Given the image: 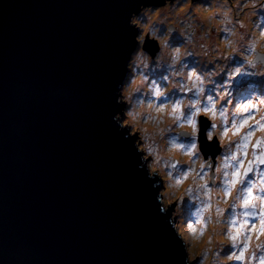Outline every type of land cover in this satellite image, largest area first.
Segmentation results:
<instances>
[{
	"label": "water",
	"instance_id": "1",
	"mask_svg": "<svg viewBox=\"0 0 264 264\" xmlns=\"http://www.w3.org/2000/svg\"><path fill=\"white\" fill-rule=\"evenodd\" d=\"M167 1L0 0V264H187L173 206L119 118L131 19ZM197 123L212 179L221 148Z\"/></svg>",
	"mask_w": 264,
	"mask_h": 264
},
{
	"label": "rangeland",
	"instance_id": "2",
	"mask_svg": "<svg viewBox=\"0 0 264 264\" xmlns=\"http://www.w3.org/2000/svg\"><path fill=\"white\" fill-rule=\"evenodd\" d=\"M131 22L140 33L129 65L134 74L126 81L135 90L124 97L125 82L120 101L124 104L130 98L131 108L123 109L119 118L129 134L136 135L135 148L143 165L146 161L148 174L163 181L160 205L164 211L173 206L170 217L176 221L175 233L184 241L186 263L262 264L264 165L257 177L252 172L242 174L248 160L258 166L259 154L264 151V110L255 112V106L252 111L246 109L255 97L264 107V88L240 89L235 96L227 92L234 91L236 83L221 85L218 78L227 76L232 54L240 56L232 74L239 75L245 73L241 62L248 48L259 45L264 49V0H173L142 9ZM170 22L171 30L177 28L175 24L181 30L168 33ZM190 29L196 32L190 33ZM145 38L159 44L160 52L154 58L141 49ZM170 83L178 91L184 86L191 88L189 96L179 97L180 106L174 91L169 90ZM197 110L216 124L206 134L216 136L223 146L212 179L197 148ZM188 118L196 122L195 148L191 147ZM179 130L189 131L191 136L179 137ZM175 158L179 163L173 167ZM234 173H239L235 185L231 183L237 180ZM250 184L254 199L246 208L243 200L249 189L246 194L237 192L241 185Z\"/></svg>",
	"mask_w": 264,
	"mask_h": 264
},
{
	"label": "flooded vegetation",
	"instance_id": "3",
	"mask_svg": "<svg viewBox=\"0 0 264 264\" xmlns=\"http://www.w3.org/2000/svg\"><path fill=\"white\" fill-rule=\"evenodd\" d=\"M200 1V0H198ZM227 25V24H226ZM221 26V25H220ZM251 47V46H250ZM248 48L247 52L245 53L244 57L242 58L241 65L245 68V73H240L239 75H232L235 71V68L240 63V56L236 53L232 54V60L229 63V70H227V76H223L218 78V82L223 85L227 81H234L236 83V88L234 91H228L227 93H235V96L237 92L240 89H246V91H253L254 87L264 88V49L261 46H256L252 48ZM131 62V61H130ZM134 63V61H133ZM130 65V63H129ZM130 67V66H129ZM134 72L130 70L129 76H132ZM127 84V89L124 97L130 96L133 94L135 89L131 90V82L126 81V78L123 82V88H125L124 84ZM175 87V85H174ZM122 88V89H123ZM191 88L184 86L182 88V96L186 98V95L188 93V96L190 95ZM238 99V98H236ZM130 101V98L128 101H125V106L123 109L126 111L130 110V106H128V103ZM181 103V102H180ZM180 103L177 104V106H180ZM255 106L254 110L255 112L264 110V107L260 103V98H254L250 103L247 105L246 109L249 111L253 110V107ZM198 115H203L207 117L208 115L205 113L200 112L197 110ZM208 118V117H207ZM209 120V118H208ZM210 121V120H209ZM215 123H211L209 128H214ZM223 151V146L221 145V152ZM259 151H257L258 153ZM210 167V164L208 165V168ZM215 168V167H214Z\"/></svg>",
	"mask_w": 264,
	"mask_h": 264
},
{
	"label": "clouds",
	"instance_id": "4",
	"mask_svg": "<svg viewBox=\"0 0 264 264\" xmlns=\"http://www.w3.org/2000/svg\"><path fill=\"white\" fill-rule=\"evenodd\" d=\"M196 1H198V0H196ZM146 8H151V9H154V8H156V7H146ZM143 9H145V8H143ZM132 20V19H131ZM131 24H133L134 26H135V24L134 23H132L131 22ZM173 23L172 22H170L168 25H167V27H166V30H167V32L168 33H172V32H174V31H178V30H181V28H180V26L179 25H176L175 24V26H177V28H175V30H171L172 28L174 29V26L172 25ZM135 28H136V26H135ZM187 28V26H185L184 27V29H186ZM194 32H196V31H193V29H190V33H194ZM137 43H138V41H137ZM158 47H159V44H158ZM137 48V47H136ZM136 50V49H135ZM158 52H160V48H159V50L157 51V53ZM145 54H147L146 52H144ZM143 53V54H144ZM134 54V52L132 53V55ZM131 55V56H132ZM148 55V54H147ZM149 56V55H148ZM155 56V55H154ZM133 57V56H132ZM132 57H131V59H132ZM157 57V56H156ZM152 58H154V57H152ZM129 72H130V70H129V66H128V73H127V75H126V80H128L129 79ZM228 75V74H227ZM225 77V76H224ZM167 78H168V81H170V78L167 76ZM171 84V83H170ZM164 87H168V85L167 84H164L163 85ZM123 88V87H122ZM169 90L170 91H174V93L176 94V99H177V103H178V101H179V97H183L182 96V91L180 90V91H178L177 90V87L175 86L174 87V84H171L170 85V87H169ZM138 95H139V93H138ZM167 102H168V100H167ZM124 105V104H123ZM125 106V105H124ZM136 110V109H135ZM198 118V117H197ZM178 132H181V130H179ZM186 132H188V133H190L189 131H186ZM207 135V134H206ZM178 136H179V133H178ZM190 136H191V133H190ZM179 137H181V136H179ZM182 138H184V137H182ZM185 139V138H184ZM207 139L208 140H210L209 138H208V135H207ZM260 138H258L257 140H259ZM197 143V142H196ZM220 146V145H219ZM197 148H198V145H197ZM221 148V147H220ZM199 151V150H198ZM200 153V152H199ZM262 153H264V151L263 152H260V154H262ZM259 154V155H260ZM200 157H201V159H202V161H203V163H204V165H205V167H208V166H206V161L205 160H203V158H202V155H201V153H200ZM218 157V156H217ZM217 157H216V159H217ZM216 159H215V162H216ZM173 161H175V165L177 164V163H179L178 162V159H173L172 160V162ZM175 165H173V167L175 166ZM214 166H215V164H214ZM257 167H259L258 169H255V168H257ZM262 166H253V168H252V170H251V172H252V174L254 173V175L257 177V176H259L261 173H263L261 170H260V168H261ZM213 169H214V167H213ZM212 169V170H213ZM211 174V170L209 169V175ZM264 174V173H263ZM160 182L163 184V181H162V179L160 178ZM210 182H211V184H213L214 182L210 179ZM252 185L253 184H250V185H241L240 186V188L238 189V195L241 193V191H242V193H245L246 194V190L247 189H251L252 188Z\"/></svg>",
	"mask_w": 264,
	"mask_h": 264
},
{
	"label": "snow or ice",
	"instance_id": "5",
	"mask_svg": "<svg viewBox=\"0 0 264 264\" xmlns=\"http://www.w3.org/2000/svg\"><path fill=\"white\" fill-rule=\"evenodd\" d=\"M127 31L130 34V36H135L136 35L135 30L132 29V28H127ZM113 99H115V97H113ZM193 107H195V105H193ZM192 116L194 117L195 113H193ZM111 118L115 119L114 113L111 114ZM187 122L191 125L192 133H193V141L191 143V147L195 148L196 145H195L194 137H195V133H196V130H197L196 129V122H195V119H193V118H188ZM119 123H120V121L118 119H116V122L112 125V127L115 129L118 126ZM213 127H215V125ZM208 137H209V139H211L212 138V134L209 133ZM125 148H126V150L128 151V153L130 154L131 157H136V150L132 147V142L131 141H127L126 142ZM261 162H264V160H262ZM233 175L237 177V180H233L231 182L233 185H235L238 182L239 173H234ZM252 199H254V198L251 195V189H249L248 190V198H245L243 200V206L247 208L250 205V202H251ZM262 199H264V198H262ZM245 215H248V213H245ZM262 224H264V220H262ZM232 239H235V237H232ZM262 264H264V260H262Z\"/></svg>",
	"mask_w": 264,
	"mask_h": 264
},
{
	"label": "bare ground",
	"instance_id": "6",
	"mask_svg": "<svg viewBox=\"0 0 264 264\" xmlns=\"http://www.w3.org/2000/svg\"><path fill=\"white\" fill-rule=\"evenodd\" d=\"M196 55H197V53H196ZM214 125H215V127H216V124H214ZM217 125H218V124H217ZM167 126H169V124H167ZM215 127H214V128H215ZM171 221H173L172 218H171ZM173 226H174V225H173Z\"/></svg>",
	"mask_w": 264,
	"mask_h": 264
}]
</instances>
